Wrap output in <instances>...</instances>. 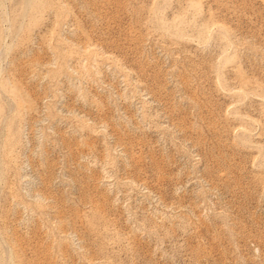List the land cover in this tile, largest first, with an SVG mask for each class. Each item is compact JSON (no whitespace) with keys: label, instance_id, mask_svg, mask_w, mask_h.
Segmentation results:
<instances>
[{"label":"rangeland","instance_id":"374dc122","mask_svg":"<svg viewBox=\"0 0 264 264\" xmlns=\"http://www.w3.org/2000/svg\"><path fill=\"white\" fill-rule=\"evenodd\" d=\"M0 264H264V0H0Z\"/></svg>","mask_w":264,"mask_h":264}]
</instances>
